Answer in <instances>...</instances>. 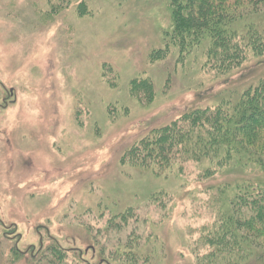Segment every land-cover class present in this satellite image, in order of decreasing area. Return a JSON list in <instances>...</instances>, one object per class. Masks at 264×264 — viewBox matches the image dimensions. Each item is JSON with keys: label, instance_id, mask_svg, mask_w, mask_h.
I'll return each instance as SVG.
<instances>
[{"label": "rangeland", "instance_id": "1", "mask_svg": "<svg viewBox=\"0 0 264 264\" xmlns=\"http://www.w3.org/2000/svg\"><path fill=\"white\" fill-rule=\"evenodd\" d=\"M170 14L168 0H0V264L45 262L47 248L66 264H197L207 254L198 239L217 210L199 193V167L184 178L121 160L222 88L198 51L171 46L151 60L166 48ZM242 75H264V62ZM132 80L150 81V102Z\"/></svg>", "mask_w": 264, "mask_h": 264}, {"label": "trees", "instance_id": "2", "mask_svg": "<svg viewBox=\"0 0 264 264\" xmlns=\"http://www.w3.org/2000/svg\"><path fill=\"white\" fill-rule=\"evenodd\" d=\"M168 4L172 24L165 34L166 48L152 53L151 60L165 58L171 46L186 55L198 51L204 74L214 87L222 88L211 96L216 97L214 104L189 106L171 121L149 129L121 160L155 175L184 178L190 167H199L194 177L202 186L199 193L217 212L213 230L198 239L207 254L197 264H264V75H242L250 63L264 62L260 26L264 0H168ZM251 78L254 82L248 83ZM130 91L144 103L154 96L148 80H132ZM204 94L198 93L197 101ZM224 176L229 178L214 180ZM210 181L216 183L207 185ZM45 253L47 261L37 264H66L58 248ZM150 262L130 259L122 264Z\"/></svg>", "mask_w": 264, "mask_h": 264}]
</instances>
